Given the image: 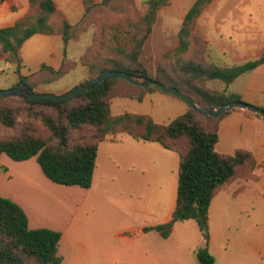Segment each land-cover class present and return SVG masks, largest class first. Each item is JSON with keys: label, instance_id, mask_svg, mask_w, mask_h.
Segmentation results:
<instances>
[{"label": "trees", "instance_id": "1", "mask_svg": "<svg viewBox=\"0 0 264 264\" xmlns=\"http://www.w3.org/2000/svg\"><path fill=\"white\" fill-rule=\"evenodd\" d=\"M109 1L102 0V3ZM166 1H148V11L142 17V33L135 37L132 49L126 55L117 54L118 57H102L98 60L81 56L79 63L86 67L89 77L103 69L145 76L181 90L198 105L206 108L240 100L238 94L211 88L208 82H232L239 75L264 63V49L259 57L237 64L221 65L211 61L209 42L194 27L196 18L211 0H194L185 12L177 33V46L164 56L169 59L168 70L159 67L152 74L138 60L143 41L151 30L155 12ZM28 2L26 14L16 19L11 26L0 28V63L9 61L14 65V84L24 82L38 92L40 86L44 88L60 80L76 66V61L67 59L65 46L70 39L69 35L75 33L77 24L69 23L61 15L60 22L54 25L52 17L59 14L53 0ZM35 33L61 35L64 44L61 67L54 69L43 64L37 72H21V45ZM154 91L181 99L153 85L138 86L120 77L109 78L94 88L61 100L48 97L20 100L0 96V125L5 127L14 126L16 121L17 108L11 102L36 104L53 112L40 116L48 132L47 137L22 133L0 138V154L5 153L16 161L35 157L44 175L52 182L88 188L92 181L98 144L106 138L128 134L138 140L157 142L162 147L175 151L179 156L178 180L171 218L166 223L147 226L143 230H155L160 237L167 238L175 222L194 220L202 242L195 251L197 260L200 264H214L215 258L208 248L210 202L230 182L240 178L255 179L252 171L256 160L251 151L245 149H237L231 154L215 150L218 124L227 112L217 117H207L188 106L185 112L166 123L155 122L150 115L144 113H111L113 97L141 101L146 93ZM254 115L259 117L258 114ZM84 128H89L90 131H85L78 140L71 138L72 132H79ZM4 170L5 167L0 163V173ZM60 236L59 231L49 228H30L21 206L0 195V264H60Z\"/></svg>", "mask_w": 264, "mask_h": 264}, {"label": "crops", "instance_id": "2", "mask_svg": "<svg viewBox=\"0 0 264 264\" xmlns=\"http://www.w3.org/2000/svg\"><path fill=\"white\" fill-rule=\"evenodd\" d=\"M53 2L68 22L77 21L83 14V0ZM28 8V0L0 2V28L14 24L16 19L26 14ZM198 25L210 41L214 62L231 65L257 58L264 49V0H211L200 14ZM66 54L73 57V53ZM19 55L23 74L37 72L43 64L58 69L64 59L62 37L58 33H35L24 40ZM3 63L14 73V65L9 61L0 63V72H3ZM208 86L224 90L225 93H236L240 100L264 109V63L228 84L212 80ZM57 91L55 93H59ZM159 93L175 98L154 91L146 93L142 100ZM112 102L110 110L115 115ZM187 108L179 106L180 114ZM132 112L148 114L158 122L151 112ZM217 134V152L231 154L237 149L251 151L256 160L252 171L256 178H240L219 190L210 202L208 217L220 192L225 191L231 197H236L250 190V182H264V118L246 110L232 109L219 121ZM155 144L163 149H158ZM166 150L169 149L157 142L138 140L128 134L106 138L98 144L88 188L52 182L44 175L35 157L16 161L1 153L0 163L5 170L0 173V195L21 206L30 228L45 227L61 233L58 244V254L62 257L60 264H78L83 260L97 263L100 254L117 259L119 255L114 253L119 245L114 244L113 239L133 243L141 235L155 231L144 232V227L166 223L171 218L175 207L172 195L175 192L176 198L178 165L173 176V161ZM150 179L159 182L158 194L156 184L141 187L142 182H150ZM157 195L160 202L164 197L169 198L159 218L156 216ZM142 196L146 198L143 202ZM210 242L211 236L208 248ZM121 246L123 248V244ZM129 257L135 259L134 255ZM145 258L149 264L153 261L151 255ZM214 264H218L217 258ZM222 264H230L229 259L227 261L225 257ZM252 264H264V257L255 255Z\"/></svg>", "mask_w": 264, "mask_h": 264}, {"label": "rangeland", "instance_id": "3", "mask_svg": "<svg viewBox=\"0 0 264 264\" xmlns=\"http://www.w3.org/2000/svg\"><path fill=\"white\" fill-rule=\"evenodd\" d=\"M148 1L110 0L108 3H102V0H83V14L77 21L69 22L77 24V27L75 33L69 35L70 39L65 46L66 52L73 53L72 58L66 54L67 59L76 61L77 64L60 80L48 84L44 88L40 86L38 92L55 93L58 90L57 92L62 93L95 76L96 74L89 77L86 67L79 63V58L83 55L87 59L93 58L94 60L102 57H118L117 54L126 55L125 53L132 49L135 37L142 33L144 27L142 17L148 11ZM192 3L193 0H167L156 10L150 25L151 30L143 41L141 52L138 55V60L150 73L155 74L159 67L169 69V59L164 56L177 46L178 30L185 12ZM57 10L59 15L52 17L54 25L60 22L61 15L64 17L63 13L59 9ZM199 16L195 20L194 27L197 33L209 42L210 60L214 62L210 41L204 36V32L198 25ZM2 69L0 89L13 86L11 84H14L15 75L12 68L6 67L3 63ZM133 92L135 93V91ZM112 100V112L115 114L142 110L151 112L158 122H168L180 114L182 111L179 106L188 107L186 102L161 93L148 96L142 101L124 97H113ZM10 104L17 108L16 121L12 127L0 125V138L18 136L22 133L39 137L48 136L40 116L43 113L52 114L51 109L36 104L13 102ZM85 131L89 132L90 129L84 128L79 132H72L71 138L78 140L82 138ZM155 145L158 149H163L159 145ZM166 151L171 156V162L173 161L171 173L175 176L178 156L175 152ZM250 183V190L240 196L231 197L230 193L228 195L225 191L220 192L219 197L211 206L207 223L208 233L211 236L209 250L218 259V264H222L225 257L227 261L229 259L230 264H252L255 255L264 257V182ZM149 184L151 186L156 184L158 194L159 182H155L153 179H150V182L145 180L141 183V187L144 188ZM174 199L175 192L172 195V200ZM145 200L146 198L142 196L141 202ZM150 200L153 201V199ZM168 201L167 196L160 202L157 195L156 216L158 218ZM125 234L128 235L127 232ZM113 242L119 245L118 250L114 253L119 255L117 259L100 254L98 258H101L97 260V263L96 261L83 260L78 264H149L145 258L146 255L153 257L151 264H200L194 252L202 242L194 220L176 222L167 239L159 237L155 231H152L141 235L140 239L133 243H122L115 239ZM121 244H123V248ZM112 249L115 251L113 247ZM130 255H134L135 259L130 258ZM250 256L253 258L251 259Z\"/></svg>", "mask_w": 264, "mask_h": 264}, {"label": "water", "instance_id": "4", "mask_svg": "<svg viewBox=\"0 0 264 264\" xmlns=\"http://www.w3.org/2000/svg\"><path fill=\"white\" fill-rule=\"evenodd\" d=\"M113 77L123 78L134 85H138V86L153 85L161 90L168 91L176 95L177 97L183 99L187 103V105L191 107L193 110L207 117H217L232 109H242L250 113L258 114L259 116L264 118L263 108L242 100L229 101L226 103H222L213 108H206L198 105L186 93L182 92L181 90L171 85L163 84L156 79H151L145 76H138L126 71L114 70V69H103L102 71L98 72L95 76L86 79L85 81L71 87L70 89L62 93H54L49 91L35 92L26 83L18 82L11 87L0 89V96L8 97V98H18V99H29V98L42 99L48 97L54 100H61L74 96L79 92L94 88L97 85L102 84L105 80Z\"/></svg>", "mask_w": 264, "mask_h": 264}]
</instances>
